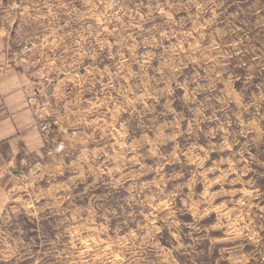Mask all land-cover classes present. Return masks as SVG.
I'll return each mask as SVG.
<instances>
[{"label": "rangeland", "instance_id": "rangeland-1", "mask_svg": "<svg viewBox=\"0 0 264 264\" xmlns=\"http://www.w3.org/2000/svg\"><path fill=\"white\" fill-rule=\"evenodd\" d=\"M0 55L52 125L0 175V264L261 249L264 0H0Z\"/></svg>", "mask_w": 264, "mask_h": 264}, {"label": "crops", "instance_id": "crops-1", "mask_svg": "<svg viewBox=\"0 0 264 264\" xmlns=\"http://www.w3.org/2000/svg\"><path fill=\"white\" fill-rule=\"evenodd\" d=\"M2 41L3 46L7 45L5 39ZM31 85V77L21 69L0 76V175L11 173L14 179L19 178L18 172L24 165L48 152L47 140L28 101ZM3 186L0 182V190L5 192ZM260 211L262 218L258 221L260 229L256 237L261 249L228 255L225 264H260L259 259L264 255V204Z\"/></svg>", "mask_w": 264, "mask_h": 264}, {"label": "built area", "instance_id": "built-area-1", "mask_svg": "<svg viewBox=\"0 0 264 264\" xmlns=\"http://www.w3.org/2000/svg\"><path fill=\"white\" fill-rule=\"evenodd\" d=\"M26 61V59H24ZM11 59L7 56L4 58L0 55V75L7 72L8 67L11 65ZM45 91V92H44ZM41 91L39 88H33L28 96V101L35 112L36 120L38 121L39 128L45 135L52 131V125L48 117L45 115L47 111V102H41L38 98L44 92L47 95V91ZM260 264H264V255L259 259Z\"/></svg>", "mask_w": 264, "mask_h": 264}]
</instances>
